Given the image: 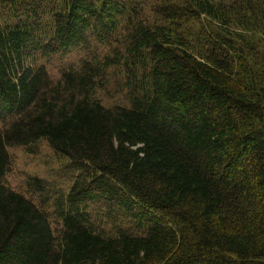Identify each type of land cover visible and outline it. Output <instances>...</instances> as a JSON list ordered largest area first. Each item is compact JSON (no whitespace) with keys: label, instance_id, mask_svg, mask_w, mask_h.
<instances>
[{"label":"trees","instance_id":"16d2710c","mask_svg":"<svg viewBox=\"0 0 264 264\" xmlns=\"http://www.w3.org/2000/svg\"><path fill=\"white\" fill-rule=\"evenodd\" d=\"M0 264H264V0H0Z\"/></svg>","mask_w":264,"mask_h":264},{"label":"rangeland","instance_id":"374dc122","mask_svg":"<svg viewBox=\"0 0 264 264\" xmlns=\"http://www.w3.org/2000/svg\"><path fill=\"white\" fill-rule=\"evenodd\" d=\"M117 99L118 96H115L112 101ZM34 150L28 151L21 146L10 149L11 165L5 182L11 188L43 203L44 196L31 193L27 189L28 178L37 176L47 180L50 185L66 186L68 181H71L69 173L72 170L68 167L70 161L65 156L55 152L46 140L39 142Z\"/></svg>","mask_w":264,"mask_h":264}]
</instances>
